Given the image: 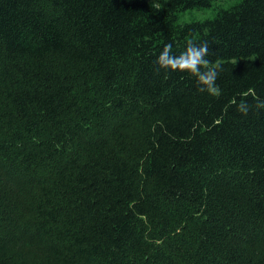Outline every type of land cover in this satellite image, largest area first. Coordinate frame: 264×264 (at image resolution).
Returning a JSON list of instances; mask_svg holds the SVG:
<instances>
[{"label": "trees", "instance_id": "16d2710c", "mask_svg": "<svg viewBox=\"0 0 264 264\" xmlns=\"http://www.w3.org/2000/svg\"><path fill=\"white\" fill-rule=\"evenodd\" d=\"M220 1L0 0V264H264V0Z\"/></svg>", "mask_w": 264, "mask_h": 264}, {"label": "clouds", "instance_id": "9594fccd", "mask_svg": "<svg viewBox=\"0 0 264 264\" xmlns=\"http://www.w3.org/2000/svg\"><path fill=\"white\" fill-rule=\"evenodd\" d=\"M156 9H160V5H154ZM172 44H166L158 56L156 63L159 65L157 69H170L173 72H187L197 78V82L202 86L199 90L206 91L208 94L218 97L220 89L216 84L217 76L221 70L219 62L210 64L205 57L208 55V45L203 43L196 46L191 41L188 43L186 50L179 56L171 54ZM247 95V94H245ZM235 103V101H233ZM256 109H264V101L257 100ZM251 106L246 101L241 100L237 105V110L243 115H247Z\"/></svg>", "mask_w": 264, "mask_h": 264}, {"label": "rangeland", "instance_id": "374dc122", "mask_svg": "<svg viewBox=\"0 0 264 264\" xmlns=\"http://www.w3.org/2000/svg\"><path fill=\"white\" fill-rule=\"evenodd\" d=\"M237 0H224L220 2H216L214 5L215 7H223L226 8L228 6H231L235 4ZM216 8H209L206 10H193V11H187L180 15L179 22L180 23H189L191 21H198L203 20L206 18H211L215 15Z\"/></svg>", "mask_w": 264, "mask_h": 264}]
</instances>
